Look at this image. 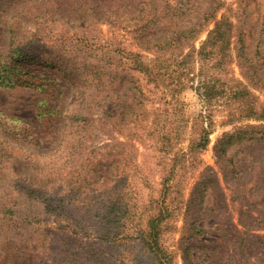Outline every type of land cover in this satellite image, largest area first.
<instances>
[{
	"label": "rangeland",
	"instance_id": "rangeland-1",
	"mask_svg": "<svg viewBox=\"0 0 264 264\" xmlns=\"http://www.w3.org/2000/svg\"><path fill=\"white\" fill-rule=\"evenodd\" d=\"M60 2L0 0V52L7 43L9 50L19 44L20 52L11 56L34 64V54L53 47L76 51L86 65L82 86L97 99L82 143L60 164L47 156L42 139L27 145L29 132L44 130L31 125L38 120L40 95L0 86V264H156L145 241L149 220L162 217L161 209L160 245L173 264H264V142H235L222 159L213 150L216 139L236 125L264 123L256 117L264 109V88L247 85L234 37L207 54L210 47L201 43L213 26L210 19L194 40L155 53L138 45L143 21L135 9L107 11L96 21ZM168 2L179 12V26L203 22L213 9L216 19L231 21L246 60L253 59L264 75V0ZM225 51L231 59L221 62ZM127 52L139 53L152 75L133 69ZM98 69L103 80L95 79ZM118 72H132L145 96L132 133L124 135L105 112L125 111L118 92L127 94L133 81L99 100ZM197 116H203L209 142L195 152L190 138L198 131L191 128ZM12 147L18 150L9 153ZM25 158L37 164L23 165ZM202 179L208 180L202 200L194 201ZM189 219L202 230L194 239L182 230Z\"/></svg>",
	"mask_w": 264,
	"mask_h": 264
},
{
	"label": "trees",
	"instance_id": "trees-1",
	"mask_svg": "<svg viewBox=\"0 0 264 264\" xmlns=\"http://www.w3.org/2000/svg\"><path fill=\"white\" fill-rule=\"evenodd\" d=\"M41 1L43 0H40V2ZM60 1L61 6H69L73 10L76 7V9H79V13L84 15V17L89 15L96 21L105 17L107 11H109V16L117 15L118 11L121 9H127L130 13L134 11H136L137 14L141 13V16L137 15L139 19L143 21L141 34L137 36L138 45L144 50L155 51V53L170 48L173 43H181L191 39L194 40L197 34L211 19L213 26L208 29L207 37L201 43V47H210L211 50L207 52L208 54L213 52L217 47H221L222 44L227 45L229 39L234 37L235 42L233 41V45L235 58L237 60L239 59L241 74L247 85L264 88V75L259 74V69L256 68V65L252 62L253 59L246 60L247 58L240 45V33L236 34L238 30L236 29V31H234V25L231 21H226L223 18L216 19V16H214V9L208 14H204L203 22H196L192 26H184L183 24L179 26V12L168 0ZM128 8H130V10ZM59 11H61V9ZM160 32L162 34L158 36ZM13 45H16L14 50H9V43H7L6 47L4 49L2 48L0 52V86L32 88L40 95L36 100L38 120L31 125L32 128H34L36 124H41L44 130H40L37 127L36 131L29 132L30 141H28L27 145L29 147H35L38 145L37 140L39 138L42 139L45 144L43 147L45 146V148H47L46 150H49V152L46 153L47 156L50 157L52 161L60 163L67 155L71 157V154L79 147V144L82 143L81 137H83L85 127L88 126L91 119L88 117L93 107L91 102L95 101L97 103V99L93 97L94 94H86V89L82 86L83 79H85L84 73L86 65H84L83 61L79 60L80 55L76 51H63L53 46L45 55L34 54L32 60L34 61L37 59L39 62L34 64H23L18 58L14 59L11 56L14 52H20L19 44ZM188 45L192 46V44ZM205 51L206 50L203 49V52ZM127 53L133 62V66H131L133 69L139 71V73L145 74L147 77L152 75V70L154 69L150 68L148 64L139 59V53ZM229 55L230 54L225 51L224 54L221 55V62H228L231 59ZM261 57L264 59V54H261ZM101 75L102 72L98 69L95 72V79L97 81L103 80ZM113 79L115 80V85L110 88L104 87V91H106L107 94L104 97L100 95L99 100L109 96L110 91H119L126 82L133 81L132 86L126 88L128 91L127 94H125L124 91L118 92L119 97L123 99L122 102H125V111L123 108V111L120 113L115 112L114 114H110L105 112V115L109 117L108 122H110L111 125H117L116 132L123 135L124 133H132L131 129L137 123L140 111L143 109L141 108V104L143 106L142 102L145 96L142 86L135 81L132 72L124 74L119 72L115 73ZM222 90L223 88H221V91ZM236 93L239 95L241 90L236 91ZM128 100H132L133 102L130 103ZM256 113L257 118L264 119V109ZM117 115H119L120 118H118ZM125 123L129 125L125 126ZM191 128L192 132L196 130L199 131H197L194 137L190 138L191 149L197 152L204 148L209 142V132L208 129L203 126V116L193 118ZM253 139L264 142V123L236 125L232 130L222 133L216 139L213 146L214 154L218 159H222L229 145L242 140ZM17 150L18 149H16V151ZM25 150H27V148ZM40 150L43 149L40 148ZM16 151H14L12 147L9 153H15ZM28 151L30 154H35V156L40 155L32 152L30 149H28ZM30 159L31 158H25V160H23V165L37 164H32ZM99 163L103 165L102 159H99ZM91 165V172L94 174L97 173L98 170L93 168L96 163L92 161ZM237 171L238 173L241 172L240 169ZM103 174L99 178H104ZM207 181L206 179H202L195 183V189L199 184L201 187L199 191L195 193L196 197L194 201L198 200L200 202L202 200L204 186ZM189 201L186 202V205L189 204ZM163 211L164 210L161 209L160 212ZM160 212L159 215L162 217L149 220V237L146 239L145 243L154 254L156 264H173L171 253L160 245V222L164 217V214ZM195 223L196 219H194L193 222L190 219L186 220L184 221L182 229L183 232L188 233L193 239L202 231ZM28 261L29 262L25 264H41L39 260L31 261V259H29ZM43 264H46V262H43Z\"/></svg>",
	"mask_w": 264,
	"mask_h": 264
}]
</instances>
